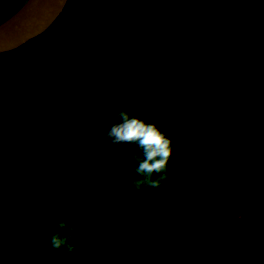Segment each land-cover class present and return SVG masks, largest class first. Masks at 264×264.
<instances>
[{
	"label": "trees",
	"instance_id": "16d2710c",
	"mask_svg": "<svg viewBox=\"0 0 264 264\" xmlns=\"http://www.w3.org/2000/svg\"><path fill=\"white\" fill-rule=\"evenodd\" d=\"M126 2L141 15L114 52L61 37V44H47L57 22L0 55V264H90L84 233L96 225L82 221H102L125 205L155 212L171 205L178 223L186 208L201 212L153 187L123 186L128 175L140 178L131 154L141 153L113 144L108 132L123 122L115 118L121 110L155 124L172 141L167 177L181 175L186 138L205 136L223 93L264 68V0ZM65 9L69 17L80 14L72 1ZM256 157L237 172L238 181L256 180ZM214 195L217 208L221 195ZM62 199L84 201L87 210L47 204ZM61 221L75 227V253L50 245Z\"/></svg>",
	"mask_w": 264,
	"mask_h": 264
},
{
	"label": "flooded vegetation",
	"instance_id": "af4514ba",
	"mask_svg": "<svg viewBox=\"0 0 264 264\" xmlns=\"http://www.w3.org/2000/svg\"><path fill=\"white\" fill-rule=\"evenodd\" d=\"M86 1L87 4L85 0H72L80 14L69 17L65 9L55 22L60 23L57 35L67 42L97 46L76 38L73 33L78 27L71 28L90 17V1ZM118 1L122 6L123 1ZM26 2L0 0V24ZM67 26L70 36H62ZM258 158L261 172L255 181H239L234 186L211 190L198 207L201 212L185 209L184 223L175 221L177 213L172 217L164 211L139 210L137 205L132 208L125 205L107 213L106 218L95 223V230L88 227L84 233L89 263L264 264V141ZM214 194L221 195L217 208L211 206Z\"/></svg>",
	"mask_w": 264,
	"mask_h": 264
},
{
	"label": "rangeland",
	"instance_id": "374dc122",
	"mask_svg": "<svg viewBox=\"0 0 264 264\" xmlns=\"http://www.w3.org/2000/svg\"><path fill=\"white\" fill-rule=\"evenodd\" d=\"M122 1L124 12L132 21H138L141 11L136 10L126 0ZM55 32L54 30L48 37L43 38L47 39V44L56 45L63 42ZM219 95L216 94L217 98ZM223 95L226 97L219 99L220 106L215 109L211 120L206 124L210 125V131L205 136L197 131L195 135L186 138L188 143L185 144L183 152L186 159L184 172L181 175H169L160 183L162 187L154 188L165 196L177 197V200L172 201L176 204L199 207L203 197L211 190L224 185L229 187L235 183L239 184L237 172L246 167L248 161L252 164L255 155L259 160V145L264 141V68L254 67L249 82L240 87H233ZM131 179L138 178L128 175L122 179V185L133 186ZM127 190L131 193L132 187H127ZM99 196L102 199V194ZM112 197L115 198L113 195ZM84 203L65 199L47 202L49 206L58 205L60 211L79 212L87 210ZM137 206L143 211L147 210L141 203ZM164 212L173 217L175 210L170 205ZM99 219V216L86 218L82 221V226L98 223Z\"/></svg>",
	"mask_w": 264,
	"mask_h": 264
},
{
	"label": "water",
	"instance_id": "95a60500",
	"mask_svg": "<svg viewBox=\"0 0 264 264\" xmlns=\"http://www.w3.org/2000/svg\"><path fill=\"white\" fill-rule=\"evenodd\" d=\"M91 15L72 24L73 35L97 43L107 52L117 50L122 36L132 26L118 0H89ZM69 0H27L13 16L0 24V55L19 49L48 31L64 12ZM85 4L87 1L85 0ZM68 26L62 36H70Z\"/></svg>",
	"mask_w": 264,
	"mask_h": 264
},
{
	"label": "clouds",
	"instance_id": "9594fccd",
	"mask_svg": "<svg viewBox=\"0 0 264 264\" xmlns=\"http://www.w3.org/2000/svg\"><path fill=\"white\" fill-rule=\"evenodd\" d=\"M117 120L122 123L111 126L108 138L113 144L129 143L135 145L141 154H131L136 162L135 172L139 179H131L130 183L140 190L143 186L159 187L161 181L167 179L166 170L172 155V141L153 124L131 116L127 111H118ZM161 174L159 179H153L154 174ZM60 231L50 238L54 250L64 249L66 253H75V227L69 221H61Z\"/></svg>",
	"mask_w": 264,
	"mask_h": 264
}]
</instances>
